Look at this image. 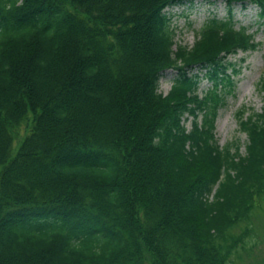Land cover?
<instances>
[{
  "label": "trees",
  "instance_id": "trees-1",
  "mask_svg": "<svg viewBox=\"0 0 264 264\" xmlns=\"http://www.w3.org/2000/svg\"><path fill=\"white\" fill-rule=\"evenodd\" d=\"M187 1L0 0V264H230L264 197V101L237 113L244 156L215 123L225 59L258 44L229 15L177 46L165 10ZM213 1L264 22V0Z\"/></svg>",
  "mask_w": 264,
  "mask_h": 264
},
{
  "label": "rangeland",
  "instance_id": "rangeland-1",
  "mask_svg": "<svg viewBox=\"0 0 264 264\" xmlns=\"http://www.w3.org/2000/svg\"><path fill=\"white\" fill-rule=\"evenodd\" d=\"M170 16L171 25L175 29L174 39L177 46L192 47L196 40L195 33L201 26L213 17L226 19L232 17L236 28L244 27L254 37L258 44L255 51L229 56L225 60L233 66L228 70L232 75L233 91L227 95L225 106L219 111L216 119L215 137L220 147H230L234 152L238 147L241 156L245 155L247 144L246 135L239 130L237 113L244 110L247 115L260 113L264 101V93L260 90L259 82L263 74L264 57V22L259 19V9L255 5L235 4L230 8L225 3L213 0H191L165 10ZM232 69L237 71L232 73ZM196 71H194L195 73ZM176 76L173 70L162 73L159 79L158 90L166 95ZM210 88L206 80H202L198 93H204ZM184 126L190 129L191 118L184 117ZM28 123L17 129L14 135V146L25 137L28 132ZM248 236L236 246L230 258V264H264V197L256 201L248 220L237 225L231 232V238Z\"/></svg>",
  "mask_w": 264,
  "mask_h": 264
}]
</instances>
